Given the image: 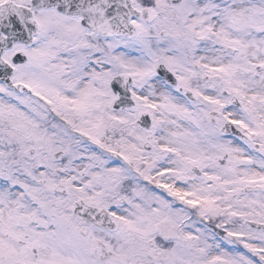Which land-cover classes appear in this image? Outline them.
Segmentation results:
<instances>
[{"label": "snow or ice", "instance_id": "6c2138e0", "mask_svg": "<svg viewBox=\"0 0 264 264\" xmlns=\"http://www.w3.org/2000/svg\"><path fill=\"white\" fill-rule=\"evenodd\" d=\"M0 264H264V0H0Z\"/></svg>", "mask_w": 264, "mask_h": 264}]
</instances>
